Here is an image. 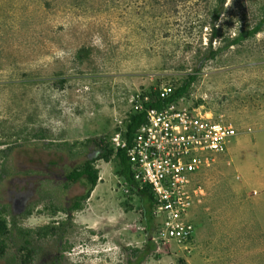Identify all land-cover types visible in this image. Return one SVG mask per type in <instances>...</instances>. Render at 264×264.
<instances>
[{
	"label": "rangeland",
	"instance_id": "rangeland-1",
	"mask_svg": "<svg viewBox=\"0 0 264 264\" xmlns=\"http://www.w3.org/2000/svg\"><path fill=\"white\" fill-rule=\"evenodd\" d=\"M218 6L0 0V264H126L143 249L139 199L96 142L112 147L138 93L175 90L190 75L178 104L238 135L198 177L193 238L151 239L156 250L142 264H264V31L224 47L260 21L264 0H226L214 23ZM209 48L222 51L197 71ZM86 162L98 182L83 200L87 187L68 176Z\"/></svg>",
	"mask_w": 264,
	"mask_h": 264
},
{
	"label": "built area",
	"instance_id": "built-area-1",
	"mask_svg": "<svg viewBox=\"0 0 264 264\" xmlns=\"http://www.w3.org/2000/svg\"><path fill=\"white\" fill-rule=\"evenodd\" d=\"M172 91L171 87L159 89V97L166 99ZM147 102L148 95L138 93L130 115L143 112ZM145 112V122L135 132L130 147L124 138L126 119L117 122L112 147L115 152L125 150L134 181L141 188L148 187L153 196L157 229L153 242L158 247L171 241L187 244L195 232L189 211L203 196L198 177L227 152L238 133L232 125L178 102Z\"/></svg>",
	"mask_w": 264,
	"mask_h": 264
},
{
	"label": "trees",
	"instance_id": "trees-1",
	"mask_svg": "<svg viewBox=\"0 0 264 264\" xmlns=\"http://www.w3.org/2000/svg\"><path fill=\"white\" fill-rule=\"evenodd\" d=\"M226 0H219V6L214 16V23L217 22L223 5ZM264 31V16L260 19V21L250 30L241 32L237 37L228 41L227 45L224 47H232L237 44H240L244 40L254 37L258 33ZM217 36L216 31L213 32V37ZM222 51V49L213 50L209 48L208 52L203 57L199 68L200 70L204 64V62L213 60L216 56ZM196 75H190L186 80H184L181 85L172 91L169 97L166 99H161L159 97V91L146 93L144 95H148L149 102L144 104V109L155 108L161 109L164 106L178 102L182 99L186 94H188L192 84L196 81ZM145 110L141 113H134L129 116V119L124 124L125 133L124 138L127 142V146L130 147L132 138L137 131V129L145 122L146 112ZM96 145L99 149L105 152V155L102 157L104 160L108 161V156H113L115 163L117 165V169L115 174L127 185L130 192L136 195L139 199V207L142 212L141 216L143 218V223L145 225V231L148 234V239L145 243L143 249H132L130 250V254L127 256L126 264H142L145 260L150 257L153 252L156 250L154 243L152 242V236L155 230V223L153 219L152 210L154 208V200L153 196L148 187H140L138 183L134 181L133 174L126 158V152L123 149H119L116 152L113 147H108L106 145L105 140H101L96 142ZM68 181L70 182H80L84 186L87 187V194L83 200H86L93 189L96 187L98 182V172L94 169L91 162H86L80 169L74 170L69 176ZM81 203L75 202L71 210H79L81 209ZM70 212V211H68ZM68 214V213H67ZM57 227H52L45 233H38L39 236H46L49 234H55ZM7 234V228L4 223L0 222V256L5 252V244L1 240V237H4ZM28 244V242H26ZM25 248V247H23ZM28 258V257H27ZM27 260V259H26Z\"/></svg>",
	"mask_w": 264,
	"mask_h": 264
},
{
	"label": "crops",
	"instance_id": "crops-1",
	"mask_svg": "<svg viewBox=\"0 0 264 264\" xmlns=\"http://www.w3.org/2000/svg\"><path fill=\"white\" fill-rule=\"evenodd\" d=\"M229 151H230V150H229ZM229 151H228V152H229ZM257 172H261V174L264 173L263 170H261V169H258V170L256 171V173H257ZM257 174H258V173H257Z\"/></svg>",
	"mask_w": 264,
	"mask_h": 264
}]
</instances>
